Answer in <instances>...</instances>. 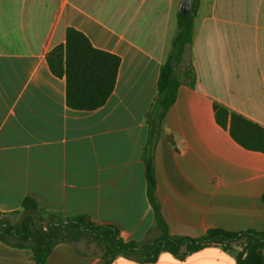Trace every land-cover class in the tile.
Wrapping results in <instances>:
<instances>
[{
	"label": "crops",
	"instance_id": "obj_1",
	"mask_svg": "<svg viewBox=\"0 0 264 264\" xmlns=\"http://www.w3.org/2000/svg\"><path fill=\"white\" fill-rule=\"evenodd\" d=\"M186 1L0 0V213L32 198L46 210L115 226L125 242L155 240L144 160L151 153L171 235L264 232V153L234 141L214 111L220 104L264 128V0H190L194 40L183 68L191 66L196 84L183 82L150 146L146 116ZM69 28L121 59L114 92L93 111L68 106L66 79L48 65ZM79 245H56L47 264H107L95 244V251ZM0 264L36 263L30 250L0 241ZM111 264L236 260L212 246L185 259L162 253L154 263Z\"/></svg>",
	"mask_w": 264,
	"mask_h": 264
},
{
	"label": "trees",
	"instance_id": "obj_2",
	"mask_svg": "<svg viewBox=\"0 0 264 264\" xmlns=\"http://www.w3.org/2000/svg\"><path fill=\"white\" fill-rule=\"evenodd\" d=\"M194 15L195 10L192 9L190 14L179 13L177 16V33L161 66L158 92L146 116L150 146L159 139L168 111L176 103L183 82L187 81L192 87L196 84L191 66L183 68L187 50L194 40ZM47 61L55 76L66 79L68 106L83 111H93L107 103L115 90L121 65L119 56L95 48L85 34L74 28L67 30L66 42L56 46L48 54ZM214 111L218 125L227 130L234 141L246 150L264 153L263 127L217 103ZM168 139L178 152H184V146L177 148L181 139L173 136ZM144 160L149 200L160 230L157 239L125 242L115 226L97 224L85 215L68 217L46 210L34 199L27 198L21 210L12 214L0 213V241L10 247L30 250L36 264H47L54 247L64 242L76 247L82 242L95 244L107 264L119 258L154 263L162 253L185 259L212 246H220L232 254L236 264H264V232L210 229L198 238L171 235L156 198L153 154H146ZM18 215L23 216L21 221H13Z\"/></svg>",
	"mask_w": 264,
	"mask_h": 264
},
{
	"label": "rangeland",
	"instance_id": "obj_3",
	"mask_svg": "<svg viewBox=\"0 0 264 264\" xmlns=\"http://www.w3.org/2000/svg\"><path fill=\"white\" fill-rule=\"evenodd\" d=\"M191 4H193V2L191 3ZM190 8H191V5H190ZM23 218V216L22 215H18V216H16L14 219H13V221H15V222H19V221H21V219ZM82 249H84V250H88V251H95V250H97V247L93 244L92 246H87V243L86 242H82V243H80V245H79ZM236 248H238V247H236Z\"/></svg>",
	"mask_w": 264,
	"mask_h": 264
},
{
	"label": "water",
	"instance_id": "obj_4",
	"mask_svg": "<svg viewBox=\"0 0 264 264\" xmlns=\"http://www.w3.org/2000/svg\"><path fill=\"white\" fill-rule=\"evenodd\" d=\"M180 13H182V14H190L191 13L190 0H187L186 2L183 3V5L180 9Z\"/></svg>",
	"mask_w": 264,
	"mask_h": 264
}]
</instances>
